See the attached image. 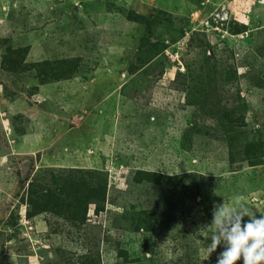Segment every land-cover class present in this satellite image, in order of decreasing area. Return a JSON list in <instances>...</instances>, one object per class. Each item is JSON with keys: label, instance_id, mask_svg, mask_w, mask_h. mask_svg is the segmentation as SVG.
Returning a JSON list of instances; mask_svg holds the SVG:
<instances>
[{"label": "rangeland", "instance_id": "rangeland-1", "mask_svg": "<svg viewBox=\"0 0 264 264\" xmlns=\"http://www.w3.org/2000/svg\"><path fill=\"white\" fill-rule=\"evenodd\" d=\"M94 176L84 220L28 199ZM238 199L264 215V0H0V264H217Z\"/></svg>", "mask_w": 264, "mask_h": 264}, {"label": "clouds", "instance_id": "clouds-1", "mask_svg": "<svg viewBox=\"0 0 264 264\" xmlns=\"http://www.w3.org/2000/svg\"><path fill=\"white\" fill-rule=\"evenodd\" d=\"M247 216L249 219L244 220ZM209 256L223 242L224 250L217 258V264H264V215L257 218L252 208L242 200L236 206H219L213 213Z\"/></svg>", "mask_w": 264, "mask_h": 264}, {"label": "trees", "instance_id": "trees-1", "mask_svg": "<svg viewBox=\"0 0 264 264\" xmlns=\"http://www.w3.org/2000/svg\"><path fill=\"white\" fill-rule=\"evenodd\" d=\"M94 173V171H93ZM97 173V172H95ZM94 173V174H95ZM163 173L161 171H155V170H145L143 168H137L134 172V179L136 181H147L152 184H155V186H162L164 184V178L162 177ZM93 180V186L88 187L87 185L85 186V191L84 190H79L77 194L73 192L71 189L66 191V190H58L57 192L53 189H49V192H46L42 194V190H39V192H36L33 194L32 199H30L29 196V201L33 202L32 208L34 211L38 210H46L47 206L50 203H54L55 201H66L69 205V214L70 217H75L77 215H82L83 220L85 219V214L87 213V205L89 203H94L96 206V212L103 210L104 209V203L106 201V191H107V184L105 182V178L102 176L99 177H92ZM58 180H60L58 178ZM78 186L85 185V180L80 181L77 183ZM165 198V197H163ZM166 202H167V197H166ZM72 209V210H71ZM82 213V214H81ZM146 216H141L136 218L138 225L142 227V225L148 229L147 225H149L150 222V228L149 230H155L157 220H153L152 217H147ZM154 227V228H153Z\"/></svg>", "mask_w": 264, "mask_h": 264}, {"label": "built area", "instance_id": "built-area-1", "mask_svg": "<svg viewBox=\"0 0 264 264\" xmlns=\"http://www.w3.org/2000/svg\"><path fill=\"white\" fill-rule=\"evenodd\" d=\"M201 17L202 19L198 21L196 26L191 23V29H199L200 33L206 35H213L214 33H217L220 34L221 37H223V34L227 32L225 28V21L228 18V11L224 3L218 4L217 8L211 11L209 15H202Z\"/></svg>", "mask_w": 264, "mask_h": 264}, {"label": "crops", "instance_id": "crops-1", "mask_svg": "<svg viewBox=\"0 0 264 264\" xmlns=\"http://www.w3.org/2000/svg\"><path fill=\"white\" fill-rule=\"evenodd\" d=\"M260 3V2H259Z\"/></svg>", "mask_w": 264, "mask_h": 264}]
</instances>
